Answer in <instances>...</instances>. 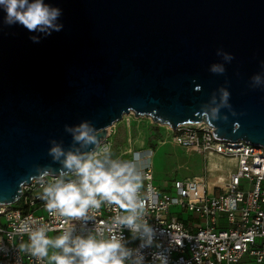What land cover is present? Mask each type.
<instances>
[{"label":"water","instance_id":"1","mask_svg":"<svg viewBox=\"0 0 264 264\" xmlns=\"http://www.w3.org/2000/svg\"><path fill=\"white\" fill-rule=\"evenodd\" d=\"M46 2L62 9L63 29L38 44L22 27L3 26L0 11L1 205L15 203L41 171H63L49 141L78 148L64 126L82 120L100 130V142L133 114L172 131L203 122L216 140L264 149V82L251 80H264V0ZM213 63L224 74L211 73ZM223 87L231 109L206 119L201 105Z\"/></svg>","mask_w":264,"mask_h":264},{"label":"clouds","instance_id":"2","mask_svg":"<svg viewBox=\"0 0 264 264\" xmlns=\"http://www.w3.org/2000/svg\"><path fill=\"white\" fill-rule=\"evenodd\" d=\"M0 11L4 13L3 26L22 27L34 44L63 29L62 9L46 0H0ZM216 55L225 63L234 58L219 48ZM260 64L264 68V61ZM208 70L222 75L225 67L213 63ZM251 80L253 86L264 82L259 73ZM217 91L218 99L214 93L208 103L201 105L206 119L212 121L218 119L221 108L231 109L227 87ZM64 130L79 147L65 151L55 140L49 141L48 154L63 171L50 177L44 170L35 177L42 187L40 199L58 222L61 234L49 237L46 233L53 229L48 223L27 217L10 234H27L28 243L21 241L19 249L37 260L47 258L48 264H145L144 250L155 247L150 264H170L169 256L160 251L163 245L155 240L156 229L144 213L146 202L137 195L144 179L137 170L140 153H133L129 161L111 159L110 147L100 145V130L87 120L65 125ZM89 146H93L91 151L82 150ZM102 204L113 213L108 219H97ZM133 242L135 247L130 246ZM180 243V239L170 236L168 249L175 250ZM49 248L58 251L49 255Z\"/></svg>","mask_w":264,"mask_h":264},{"label":"built area","instance_id":"3","mask_svg":"<svg viewBox=\"0 0 264 264\" xmlns=\"http://www.w3.org/2000/svg\"><path fill=\"white\" fill-rule=\"evenodd\" d=\"M212 131L201 122L170 130V137L174 145L189 152L232 162V171L209 179L195 176L173 180L170 186L174 193L153 185L150 148L132 151L128 140L131 158L120 161L140 153L137 170L144 179L137 195L146 202L144 213L156 229L155 240L163 245L160 251L169 256L170 264H264V149L241 141L216 140ZM112 133L107 128L101 147L106 144L111 149ZM41 191L34 178L22 186L21 196L12 204L20 203L21 209L0 204V264H48L46 258L37 260L19 249L21 241L28 243L27 234L10 235L27 217L48 223L53 231L46 235L61 234L58 222L40 199ZM172 207L180 213H172ZM96 215L97 219H108L113 213L102 204ZM170 236L181 241L175 250L168 249ZM130 246L135 247L136 242ZM155 251V247L144 250L145 264H150Z\"/></svg>","mask_w":264,"mask_h":264},{"label":"rangeland","instance_id":"4","mask_svg":"<svg viewBox=\"0 0 264 264\" xmlns=\"http://www.w3.org/2000/svg\"><path fill=\"white\" fill-rule=\"evenodd\" d=\"M127 115L129 116L123 115L121 120L110 127L113 132L109 137L111 159L126 160L131 158L127 153L128 140H130L132 151L150 148L152 150V183L159 189L174 193L170 186L173 180H184L195 176H205L209 179L215 176H225L232 171V162L217 157H203L174 145L170 137V128L167 130L165 126L154 125L144 117L135 118L133 114ZM160 143L163 144L160 145ZM209 159L217 164L216 167H210ZM11 208L21 209V204L16 203ZM171 212L180 213V210L172 207ZM183 215L186 216V214ZM48 236L55 237L57 235L51 233ZM53 251L58 250L49 248V255Z\"/></svg>","mask_w":264,"mask_h":264},{"label":"bare ground","instance_id":"5","mask_svg":"<svg viewBox=\"0 0 264 264\" xmlns=\"http://www.w3.org/2000/svg\"><path fill=\"white\" fill-rule=\"evenodd\" d=\"M128 116H129V115H126V117H128ZM165 128H166L167 130L169 129V127H167V126H165ZM139 140H140V138H139ZM142 144H143V143L141 142V145H142ZM162 144H163V143H160V145H162ZM209 161H210V162H209L210 167H212V168H213V167H216L217 164H216L215 162H213V161L210 160V159H209ZM222 173H223V172H222ZM221 176H223V175H221Z\"/></svg>","mask_w":264,"mask_h":264}]
</instances>
